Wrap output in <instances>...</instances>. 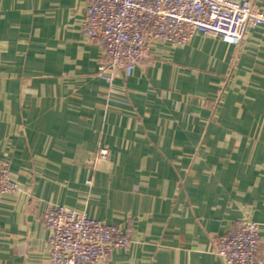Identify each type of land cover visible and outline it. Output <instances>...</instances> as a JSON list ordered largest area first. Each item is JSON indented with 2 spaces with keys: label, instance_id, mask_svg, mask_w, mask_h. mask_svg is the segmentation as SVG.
Instances as JSON below:
<instances>
[{
  "label": "crops",
  "instance_id": "obj_1",
  "mask_svg": "<svg viewBox=\"0 0 264 264\" xmlns=\"http://www.w3.org/2000/svg\"><path fill=\"white\" fill-rule=\"evenodd\" d=\"M84 1L0 0V157L18 187L0 196V264H50V205L129 235L107 264H223L213 238L264 219V30L153 42L109 85Z\"/></svg>",
  "mask_w": 264,
  "mask_h": 264
},
{
  "label": "built area",
  "instance_id": "obj_2",
  "mask_svg": "<svg viewBox=\"0 0 264 264\" xmlns=\"http://www.w3.org/2000/svg\"><path fill=\"white\" fill-rule=\"evenodd\" d=\"M83 37L101 50L97 76L106 84L130 76L150 60L153 42L171 47L187 45L200 35L239 46L250 28L264 30V13L248 1L233 0H85ZM107 152L100 149L98 157ZM18 191L10 175V161L0 157V196ZM48 232L50 264H107L114 249L129 247L131 239L109 225L59 205L42 215ZM264 219L237 220L232 232L213 238V254L223 264H264Z\"/></svg>",
  "mask_w": 264,
  "mask_h": 264
}]
</instances>
